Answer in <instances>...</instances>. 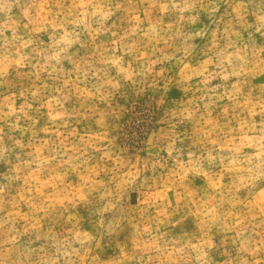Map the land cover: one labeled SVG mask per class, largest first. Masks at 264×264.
Listing matches in <instances>:
<instances>
[{"label": "clouds", "instance_id": "9594fccd", "mask_svg": "<svg viewBox=\"0 0 264 264\" xmlns=\"http://www.w3.org/2000/svg\"><path fill=\"white\" fill-rule=\"evenodd\" d=\"M0 264H264V0H0Z\"/></svg>", "mask_w": 264, "mask_h": 264}, {"label": "rangeland", "instance_id": "374dc122", "mask_svg": "<svg viewBox=\"0 0 264 264\" xmlns=\"http://www.w3.org/2000/svg\"><path fill=\"white\" fill-rule=\"evenodd\" d=\"M144 101H141V104H143ZM137 112L143 111L141 107H137ZM125 124L128 125V132L129 135L131 134L132 131H139V129L135 126L136 125V113H130L128 117L125 120Z\"/></svg>", "mask_w": 264, "mask_h": 264}]
</instances>
